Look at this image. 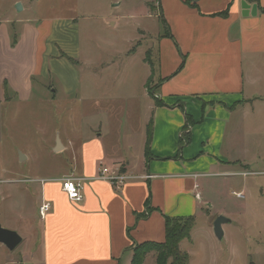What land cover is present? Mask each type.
Segmentation results:
<instances>
[{
	"label": "crops",
	"instance_id": "0c3cea01",
	"mask_svg": "<svg viewBox=\"0 0 264 264\" xmlns=\"http://www.w3.org/2000/svg\"><path fill=\"white\" fill-rule=\"evenodd\" d=\"M241 1L157 0L166 26L164 34L154 36L158 83L151 91L145 88L144 79L152 73L149 65L146 76L142 71L140 92L134 90L133 81L126 82L116 103L95 99L92 87L95 81L111 82L109 72L114 73L113 65L119 59L110 56L94 64L90 59L82 61L80 43L75 41V60L87 76L79 69L73 71L64 87L72 93L70 110L79 120L72 132L67 126L62 131L53 129L51 142H46L57 156L66 153L67 161L44 175L14 176V200L0 204V224L17 231L22 241L14 250L0 243V264H129L136 243L165 239L164 215L200 213L208 223L207 239L217 251L222 250L205 211L214 204L197 189L198 180L261 172L250 168L264 159L257 156L264 148V138H246L239 116L240 112L249 114L251 100L264 102V0H244L249 4L246 15ZM110 15L111 27L124 25L123 14ZM17 19V31L8 26L10 20L0 19V103L5 105L32 98L33 81L43 72L45 33L53 31ZM133 40L126 39L127 45L117 54L123 66L136 64L131 59L140 51L130 50ZM136 58L142 65L141 56ZM46 89L41 99L56 103L54 88ZM81 97L88 98L93 118L101 112L99 120L87 126ZM63 106L58 112L69 110ZM150 119L152 137L145 154ZM185 128L190 129L189 139L181 145ZM29 155L20 150L12 163L25 161ZM103 165L130 178L117 188L98 176ZM5 174L2 170L0 179L11 185ZM66 177L83 178L82 200L72 202L62 191L61 179ZM7 198L8 194L4 201ZM45 201L50 208L41 218L39 206ZM147 201L149 214L137 217ZM11 212L14 215L9 218ZM231 222L222 225L223 239L231 234L225 225ZM260 232L264 233V224ZM187 240L181 239L178 247L188 254L186 264H192L190 253L182 247ZM259 249L264 254V246ZM155 256L151 250L141 264H155ZM218 259L215 256L202 263L213 264Z\"/></svg>",
	"mask_w": 264,
	"mask_h": 264
},
{
	"label": "rangeland",
	"instance_id": "374dc122",
	"mask_svg": "<svg viewBox=\"0 0 264 264\" xmlns=\"http://www.w3.org/2000/svg\"><path fill=\"white\" fill-rule=\"evenodd\" d=\"M118 1L122 3L114 6ZM18 2L21 3L20 10L16 9ZM135 3L138 6L136 9ZM118 12L124 15V25L120 28L111 27L107 18L110 17L113 20L110 14L116 15ZM133 13L137 15H131ZM144 13L152 15L143 17ZM16 18L21 23L29 22L31 25H42L50 29L52 27L53 31L50 35L45 33L47 44L45 57H43V72L33 81L32 98L7 105L0 103V176L4 170L5 175L11 178L10 183L17 181L14 176L44 175L56 169L58 164L62 165L67 161L66 153L57 156L49 150L47 143L51 142L53 129L59 128L62 131L67 126V131L72 132L76 121L79 120L73 109L70 110L73 106L72 93L66 92L64 87L65 84H69L73 71L79 69L84 78L87 76L75 60V41L78 40L80 43L79 58L82 61L90 59L94 64V62L109 59L110 56L119 59L113 65L114 73L109 72L111 82L107 84L108 80H106L103 83L100 78L101 81H95L92 87L95 99L100 102L111 99L110 101L116 103L122 97L126 82L133 81L134 90L137 93L140 92V82H143L142 71L146 76L149 65L153 75L147 76L143 84H146L145 88H149L150 91L155 88L158 83V56L154 36L159 33L164 34L166 31L161 11L157 9V0H0L1 21L10 20L8 26L15 31L19 23ZM135 24L138 28L132 27ZM72 37L73 41H71ZM130 37L134 38L130 50L140 51L137 54L142 58V65L138 63L137 54L131 59L133 65L136 60L135 66L129 63L123 66V61L117 55L122 51V45H127L126 39ZM44 87L47 88V92L54 88L56 103L41 99ZM81 98L80 105L85 109L84 126H87L99 120L101 112L93 118L88 110L90 105L88 98ZM262 101L251 100L247 108L250 109L249 114L245 112L239 114L246 128V138L251 135L264 138V102ZM53 105L59 107L54 109ZM62 106L69 107V110L67 108L63 110V113L58 112L59 108L62 111ZM256 130H258L257 134ZM252 140L254 138H249V141L252 142ZM20 150L30 155L27 160L15 161L13 164L12 161L16 156L19 157ZM257 156L264 158V148L259 149ZM252 170L264 171V159L256 167H251L250 171ZM261 172H252L247 176L219 175L199 178L197 189L204 198L210 197L214 204L213 208L205 209L209 214L207 218L210 219V223L221 214L218 212H222L221 215L230 218L232 222L225 224L230 227L231 234L218 241L222 250L217 251L206 237L205 228L208 224L206 219L202 218L200 213L193 215L194 226L189 232V237L186 238L188 240L182 243L183 249L190 253L192 264H206L202 262L210 261L215 256L219 259L213 264H264V254L259 249L264 246V233L260 232L264 224L262 217L264 173ZM12 183L10 185L7 181L0 179L1 205L9 204L14 200L16 188ZM238 191L243 192V197H236L233 193ZM6 194L8 198L4 201ZM13 215L12 212L8 213L9 218Z\"/></svg>",
	"mask_w": 264,
	"mask_h": 264
},
{
	"label": "trees",
	"instance_id": "16d2710c",
	"mask_svg": "<svg viewBox=\"0 0 264 264\" xmlns=\"http://www.w3.org/2000/svg\"><path fill=\"white\" fill-rule=\"evenodd\" d=\"M152 88L151 90H153ZM154 95V92H153ZM188 124V118H187ZM152 120L150 119L147 123V136L145 142V154H148L149 143L152 137ZM186 135L181 134L180 144L183 145L188 141V133L190 131L185 128ZM186 136V137H185ZM149 202H146V209L137 217H146L150 211ZM164 234L165 239L163 241H147L142 243H136L132 248L133 253L129 264H141L146 253L151 250L155 251V264H186L188 260V254L181 249H179L178 245L181 239L189 237V232L191 228L194 226V216H169L164 215Z\"/></svg>",
	"mask_w": 264,
	"mask_h": 264
},
{
	"label": "built area",
	"instance_id": "2783aa9c",
	"mask_svg": "<svg viewBox=\"0 0 264 264\" xmlns=\"http://www.w3.org/2000/svg\"><path fill=\"white\" fill-rule=\"evenodd\" d=\"M190 130V129H189ZM188 130V131H189ZM183 133V132H182ZM98 176L102 179H106L107 181L111 182L112 184H115L117 188L121 184H123L127 179L130 178L125 173H122L120 171H115L111 169L108 166H101L99 168ZM82 183H83V178L82 177H66L61 179V189L63 192L66 193L68 199L72 202L80 201L83 198V192H82ZM234 194L238 196H242L240 192ZM199 197V195H197ZM50 204L49 202L45 201L39 206V215L41 218H44L47 211L49 210Z\"/></svg>",
	"mask_w": 264,
	"mask_h": 264
},
{
	"label": "water",
	"instance_id": "95a60500",
	"mask_svg": "<svg viewBox=\"0 0 264 264\" xmlns=\"http://www.w3.org/2000/svg\"><path fill=\"white\" fill-rule=\"evenodd\" d=\"M249 4H247L244 0L241 1V9H243V14L246 15L248 13ZM16 9H21V4L17 3ZM231 222V219L226 217L225 215H217L212 222L213 225V233L218 240L223 239V230L222 225L224 223ZM22 241L20 234L17 231L6 228L0 224V243H3L9 250H14L16 246Z\"/></svg>",
	"mask_w": 264,
	"mask_h": 264
}]
</instances>
